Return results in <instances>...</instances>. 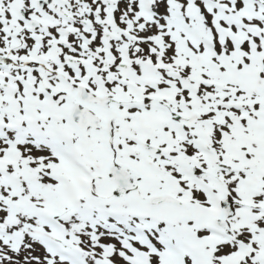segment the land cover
Returning <instances> with one entry per match:
<instances>
[{"label":"snow or ice","instance_id":"obj_1","mask_svg":"<svg viewBox=\"0 0 264 264\" xmlns=\"http://www.w3.org/2000/svg\"><path fill=\"white\" fill-rule=\"evenodd\" d=\"M0 264H264V0H0Z\"/></svg>","mask_w":264,"mask_h":264}]
</instances>
